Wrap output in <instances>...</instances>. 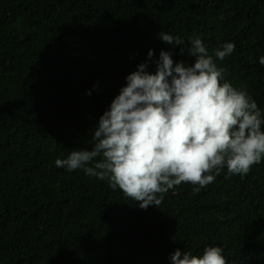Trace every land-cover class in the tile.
Wrapping results in <instances>:
<instances>
[{
  "label": "trees",
  "instance_id": "16d2710c",
  "mask_svg": "<svg viewBox=\"0 0 264 264\" xmlns=\"http://www.w3.org/2000/svg\"><path fill=\"white\" fill-rule=\"evenodd\" d=\"M197 38L264 118V0H0V264H172L229 221L227 264H264V239L248 235L264 230V158L198 193L182 182L146 210L107 179L55 166L92 149L130 73L154 74L161 51L194 63ZM225 43L234 51L220 61Z\"/></svg>",
  "mask_w": 264,
  "mask_h": 264
},
{
  "label": "clouds",
  "instance_id": "9594fccd",
  "mask_svg": "<svg viewBox=\"0 0 264 264\" xmlns=\"http://www.w3.org/2000/svg\"><path fill=\"white\" fill-rule=\"evenodd\" d=\"M159 39L184 44L164 32ZM234 47L225 43L214 55L223 61ZM180 52L184 54V47ZM187 53L194 63L174 64L172 54L161 51L154 74L140 64L99 118L92 149L73 150L67 158L56 159L55 166L107 179L112 190L119 188L145 210L158 207L164 194L182 182L198 185L193 188L198 193L225 167L230 176L248 174L264 158L261 109L245 89L221 83L224 70L201 39H194ZM259 63L264 65V57ZM171 260L227 264L218 246L206 247L202 256L177 249Z\"/></svg>",
  "mask_w": 264,
  "mask_h": 264
},
{
  "label": "rangeland",
  "instance_id": "374dc122",
  "mask_svg": "<svg viewBox=\"0 0 264 264\" xmlns=\"http://www.w3.org/2000/svg\"><path fill=\"white\" fill-rule=\"evenodd\" d=\"M234 224H235L234 222L229 221L228 223L218 227L215 231L205 233L194 244L192 248V251L194 253L193 255L202 256L204 249L209 246L220 247L221 245H218V242L221 240L222 236L226 234L227 231L233 228ZM254 233H255V237L258 236L261 239V241L264 239L263 226H258L257 229H255L254 231L248 232V235L251 236ZM224 247H227V245H225Z\"/></svg>",
  "mask_w": 264,
  "mask_h": 264
}]
</instances>
